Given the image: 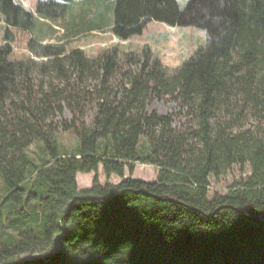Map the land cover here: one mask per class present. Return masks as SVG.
<instances>
[{
	"label": "trees",
	"instance_id": "obj_1",
	"mask_svg": "<svg viewBox=\"0 0 264 264\" xmlns=\"http://www.w3.org/2000/svg\"><path fill=\"white\" fill-rule=\"evenodd\" d=\"M77 1L0 0V264H264V0H82L70 35L130 39L153 20L205 30L173 71L149 46L91 57L66 33L30 37L43 60L10 58L12 27L73 17ZM157 97L180 111L149 110ZM68 131L80 145L61 151ZM138 163L157 179L133 178ZM100 166L121 181L102 184ZM235 166L250 173L211 188ZM80 172L95 173L92 187Z\"/></svg>",
	"mask_w": 264,
	"mask_h": 264
},
{
	"label": "rangeland",
	"instance_id": "obj_2",
	"mask_svg": "<svg viewBox=\"0 0 264 264\" xmlns=\"http://www.w3.org/2000/svg\"><path fill=\"white\" fill-rule=\"evenodd\" d=\"M22 3L28 9H34L39 0H21ZM189 0H178V3L181 7H185V4ZM82 0H78L76 4H73V11L76 13L73 17L70 14H67L62 19H46L40 18L37 29L33 31L24 30L16 27H12L13 39L11 46H13V54L10 58H25L30 55L37 58L38 60H43L45 58L35 57L34 54L28 48L29 39L31 36L38 37L39 40H44V42H56L59 40V37L68 35L64 37V44L66 48L70 49L72 47L83 48L91 57H97L104 49L112 48L117 46L120 51H136L137 53L143 52L145 46H149L150 53L153 56L158 57L163 65L167 67L169 71H173L183 64L188 58H190L198 47L204 46L207 43V34L206 31L194 26H171L169 24L153 20L148 23L146 28H143V32L138 34L130 39H120L117 36L113 35L106 28L105 30H93L86 33H78L75 35H70L68 30L71 27V24L79 22V15L82 13V9L85 8L82 3ZM111 4L104 5L102 8L104 17L95 18L97 23H100L104 27H108L113 21V4L114 1H110ZM0 11V16H1ZM53 29V31H52ZM7 26L3 21L0 23V43L4 41L5 33ZM149 110H155L161 114L168 113H178L180 111V105L178 100H171L169 98L157 97L151 101L149 104ZM65 115L68 116L69 113L65 112ZM179 121L176 120L175 124L178 126ZM79 138L73 131H68L61 133L57 142L59 148L64 149H74L79 147L80 141ZM141 143H146V138L144 136L141 138ZM37 144V145H36ZM32 146V150H37L42 145L43 142L36 143ZM39 145V147H38ZM249 166H247L243 171L239 166L233 167L229 172L221 177L219 180L212 179L211 188L216 189L217 191L225 192L236 180H239L241 177H245L250 173ZM157 168L154 165L141 164L136 165L133 178H139L146 181H155L157 179ZM126 177L130 174L126 172ZM95 173H83L80 172L78 177V183L80 189L90 188L94 184ZM99 180L102 184L106 182L119 183L121 179L118 176L111 175L108 179L106 177L102 166L99 170Z\"/></svg>",
	"mask_w": 264,
	"mask_h": 264
},
{
	"label": "water",
	"instance_id": "obj_3",
	"mask_svg": "<svg viewBox=\"0 0 264 264\" xmlns=\"http://www.w3.org/2000/svg\"><path fill=\"white\" fill-rule=\"evenodd\" d=\"M174 201H177L176 199H173Z\"/></svg>",
	"mask_w": 264,
	"mask_h": 264
},
{
	"label": "crops",
	"instance_id": "obj_4",
	"mask_svg": "<svg viewBox=\"0 0 264 264\" xmlns=\"http://www.w3.org/2000/svg\"><path fill=\"white\" fill-rule=\"evenodd\" d=\"M78 175H79V174H78ZM78 175H77V176H78ZM77 176H76V177H77ZM77 179H78V177H77Z\"/></svg>",
	"mask_w": 264,
	"mask_h": 264
}]
</instances>
